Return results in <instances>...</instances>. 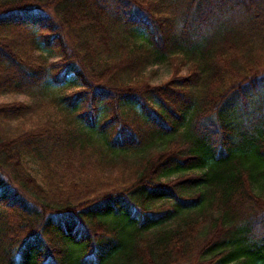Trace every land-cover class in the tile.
Listing matches in <instances>:
<instances>
[{
    "label": "trees",
    "instance_id": "1",
    "mask_svg": "<svg viewBox=\"0 0 264 264\" xmlns=\"http://www.w3.org/2000/svg\"><path fill=\"white\" fill-rule=\"evenodd\" d=\"M16 93L0 264H264V0H0Z\"/></svg>",
    "mask_w": 264,
    "mask_h": 264
},
{
    "label": "rangeland",
    "instance_id": "2",
    "mask_svg": "<svg viewBox=\"0 0 264 264\" xmlns=\"http://www.w3.org/2000/svg\"><path fill=\"white\" fill-rule=\"evenodd\" d=\"M173 8H174V5H171V9L175 10ZM167 9L170 10V8H167ZM153 67L156 68V72H157L156 73V78H154L155 81H159V80L165 78L170 73L169 65L167 63H161L159 65H154ZM35 91L37 92L35 94H41V91H39V90H35ZM0 98L4 99V100H13L14 98L28 99L29 100V96L28 95H20L18 93H16V94H3V95L0 96Z\"/></svg>",
    "mask_w": 264,
    "mask_h": 264
}]
</instances>
